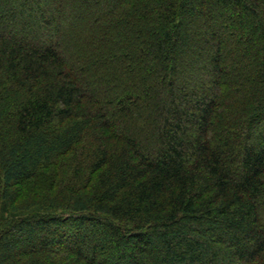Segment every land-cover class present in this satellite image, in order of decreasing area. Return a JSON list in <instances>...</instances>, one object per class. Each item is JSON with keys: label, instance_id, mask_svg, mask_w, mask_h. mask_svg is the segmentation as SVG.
<instances>
[{"label": "trees", "instance_id": "16d2710c", "mask_svg": "<svg viewBox=\"0 0 264 264\" xmlns=\"http://www.w3.org/2000/svg\"><path fill=\"white\" fill-rule=\"evenodd\" d=\"M0 264H264V0H0Z\"/></svg>", "mask_w": 264, "mask_h": 264}]
</instances>
